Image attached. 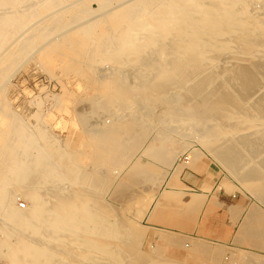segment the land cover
Returning <instances> with one entry per match:
<instances>
[{
  "label": "bare ground",
  "instance_id": "bare-ground-1",
  "mask_svg": "<svg viewBox=\"0 0 264 264\" xmlns=\"http://www.w3.org/2000/svg\"><path fill=\"white\" fill-rule=\"evenodd\" d=\"M24 1L26 0H0L2 8L6 7L2 9L4 12L0 15V50L5 41L9 39L11 41L16 34L10 28L20 27L17 24L23 19L20 18L21 10L18 4ZM56 1L40 0V6L45 4L52 6ZM104 1L102 3L104 2L105 6L111 2ZM254 1L264 2V0H140L132 3L131 7L127 3L130 9L129 7L118 9L109 14V17L105 16L108 17L106 21L98 22V19L97 23L95 20L93 23L92 18L87 20L88 23L90 20L92 22L89 25L86 21L85 25L83 23H79L80 26L75 25L76 29L84 28L85 36L74 44L72 39L67 40L62 48L66 54L69 51L79 53L81 59H87L85 57L89 56L86 63L89 72H94L93 67L96 63L109 59L113 62L115 60L119 66L135 61L140 64H137V72L141 70L139 66L147 69L148 76H143L138 85L135 83L136 87L132 88L122 86L119 77L117 75L111 77V74V78L101 85L108 101L106 103L108 107L104 109L109 110L112 106L129 109L135 100L144 97L149 99L150 96L168 92L174 86H183L187 98L183 107L187 114L184 117H175L172 113L175 110H169L171 113H166L165 119L162 118L160 123L194 129L193 137L197 142L220 159L233 176L242 182L241 185L259 200L264 201V76L255 79L258 63L264 60V10L258 15L250 14L247 7ZM31 6L34 8L35 4ZM88 7L82 11L83 15L92 14L93 11L90 12V6ZM76 16L77 14L74 17ZM63 18L47 21L46 29L53 31L64 28L67 22H64ZM41 28L45 31V27ZM95 33H98L99 38H93ZM140 35L144 40L139 37ZM168 39L175 51L168 48L166 52L167 50L172 52L170 51L171 54L167 52L168 56H164V49L162 52L156 48L162 47L163 42ZM24 48L22 50L18 48L19 52L25 51ZM153 49L158 51V55L162 52L167 60L160 57L161 60L158 62H154L153 59L150 60L152 62H147L139 56L147 50L151 53ZM229 53L234 56L231 55L235 60L232 62L234 64L229 67L230 69L224 67V71H217L220 61L230 58ZM259 57L261 59L255 63ZM10 58L12 59L11 56ZM84 61L82 60L83 63ZM243 62L245 65L242 67ZM187 70L189 71L186 72ZM189 99L193 100L192 103ZM9 110L3 109L0 112L7 113ZM3 119L0 121L2 236L0 258L5 264H93L102 262L97 254L114 253L113 248L102 241L111 234V231L100 228L94 216L82 209L80 200L72 197L74 195L70 192L71 187L77 183L79 172L77 158L63 159V164L51 169L53 161L50 152L37 143L36 137L30 134L23 124L13 125L10 121L7 126L5 123L8 120L6 117ZM112 130L113 132H110V129L109 132L101 131L105 135L97 131L98 140L108 137V144L104 146L107 153L126 156L125 141L132 139V134L127 136L132 130L127 135L117 128ZM33 149H38L35 156L31 153ZM149 153L151 152L147 150V155ZM260 158L262 161L257 162ZM68 175H73L74 179L72 181L67 179ZM61 180H69V186L63 187L57 196L53 197L46 191L47 183L55 185ZM21 195L29 198L30 206L26 210L15 204L16 196ZM200 204L202 206L201 201ZM83 245L89 246L87 248L89 250L84 251ZM71 246H75L77 251L78 248L84 247L83 252L72 258L71 251L75 249ZM196 247L197 251L205 256L223 255L221 249ZM94 249H97L95 253ZM68 250H71L69 257L65 256L69 254ZM109 258L111 259V256Z\"/></svg>",
  "mask_w": 264,
  "mask_h": 264
},
{
  "label": "rangeland",
  "instance_id": "rangeland-1",
  "mask_svg": "<svg viewBox=\"0 0 264 264\" xmlns=\"http://www.w3.org/2000/svg\"><path fill=\"white\" fill-rule=\"evenodd\" d=\"M102 1L57 0V4L52 6L49 4L40 6V0H26L18 4V8L20 7L21 10L20 18L23 20L17 24L20 27L10 28L16 34L13 39L11 38V41L10 39L5 41L0 50V101H2L0 109L2 107L10 109L7 113L2 112L1 114L0 112V121L6 117L8 122L4 121V123L7 126L10 121L13 125L23 124L28 132L36 137L37 143L50 152V158L54 164H51L53 167L51 169L58 168L63 164V159L77 158L79 171L77 183L71 187L70 192L74 195L72 197L80 200L82 209L92 217L94 216L93 218L100 228L111 231V234L102 241L113 248L115 253H96L101 257L102 262L93 264H115L116 260H118L116 264L117 262L118 264L119 262L122 264H264V254L262 253L206 241H192L172 231L152 229L145 224L144 218L150 208L156 202L161 205L165 202L164 199L171 198V193L165 189L167 181L176 166L181 163L184 155L192 150H200L208 156L230 180L237 184L241 193L253 199L262 210H264V201L259 200L244 185H241L242 182L233 176L220 159L211 154L210 150L199 141L197 142L193 137L194 129L160 123L162 118L165 119L166 113H171L169 110H175L172 111L175 117H184L187 114L183 107L187 99L183 86H174L168 92L150 96L149 99L144 97L135 100L130 108L128 107L129 109L120 106H112L109 110L108 108L104 109V107H108L106 104L108 101L105 99L107 96H104L105 93L101 86L104 82L117 75L122 86L126 85V87L131 86L130 88H132L136 87L135 83L138 85L143 76L147 77L148 75L147 69L143 66H139L140 72L136 71L137 64H140L135 61L119 66L115 60L113 62L110 59V61L96 63L93 67L94 72H89L86 66L89 56L85 57L87 59H81L79 57L81 55L77 52L65 53L62 47L68 42L67 40L72 39L74 44L85 36L84 28L81 30L80 27H77L78 29H76L75 25L80 26L81 23L86 22L89 25L92 23V18L93 23L94 20L97 23L98 19V22L106 21L109 14L118 9H128L132 3L140 0H111V2L109 0L110 5L105 3L107 6L103 4L106 1L103 3ZM262 2H252L247 7L248 12L252 15L261 14L264 10V2ZM127 3L130 5L128 6ZM33 4H35L34 8L31 6ZM88 6H90V12L93 11L92 14L83 15L82 11L84 8H89ZM3 8L0 5V15L4 12ZM72 13L74 14L72 15ZM76 14L78 19L77 16L74 17ZM58 18H63L64 22H67L63 26L64 28H57L58 30L53 31L49 29L52 32L46 29L47 21L51 22ZM89 19L91 20L88 23ZM84 25L82 26L84 27ZM41 27H45V31ZM97 35L98 33H95L93 38H99ZM141 39L144 40V37ZM163 43L162 47L156 48V50L164 49V56L171 54V50V52L167 50L169 53L166 52L168 48L175 51L170 45L171 41L169 44V39ZM169 45L170 47H168ZM21 47L25 51L20 53L19 49H23ZM3 51L4 53H2ZM157 52L153 49L151 53H148L147 50L140 53L139 56L146 59L147 62H152L150 61L152 59L154 62H158L161 60L160 57L167 60L162 54L163 51L159 53L160 56ZM231 55L229 53V59L220 61L217 71H224V67L230 69L229 67L234 64L232 62H235L234 56ZM260 59V57L256 58L255 63H258ZM82 60H86L85 63ZM243 63H241L242 67L245 65V62ZM258 64L256 80L257 77L264 76V60L259 61ZM149 79L152 78L149 77ZM189 100L192 103L193 100ZM7 106L10 108L8 109ZM116 128L119 131H124L126 135L132 130L127 135L132 134V139L125 141L126 156L109 155L104 147L108 144V137L98 140V132H109V129L110 132H113L112 129ZM118 130L117 132H119ZM133 130L135 131L133 132ZM103 134L105 135V133ZM147 150L151 152L148 155ZM31 153L33 156L37 155L38 149H33ZM261 161L262 158L257 159V162ZM67 179L72 181L74 177L68 175ZM69 180H61L56 183L57 185H50L48 182L46 191L55 197L63 187L69 186ZM176 198L177 201L175 200L174 205L170 201L169 209L173 206L179 208L181 205L179 198ZM15 204L20 209L26 210L30 206V201L27 196L21 195L16 196ZM83 246L85 248L77 247L79 252L75 246H71L75 250H68L69 254L65 256L70 255L71 251V256L74 258L81 254V251L83 252V248L84 251L89 250L87 249L89 246ZM196 246L221 249L223 255L220 257L205 256L197 251ZM94 250L95 253L97 249ZM123 259L124 261H122Z\"/></svg>",
  "mask_w": 264,
  "mask_h": 264
},
{
  "label": "crops",
  "instance_id": "crops-1",
  "mask_svg": "<svg viewBox=\"0 0 264 264\" xmlns=\"http://www.w3.org/2000/svg\"><path fill=\"white\" fill-rule=\"evenodd\" d=\"M165 189L172 196L150 208L144 218L147 227L264 254V210L200 150L184 155ZM176 197L181 205L169 209Z\"/></svg>",
  "mask_w": 264,
  "mask_h": 264
},
{
  "label": "built area",
  "instance_id": "built-area-1",
  "mask_svg": "<svg viewBox=\"0 0 264 264\" xmlns=\"http://www.w3.org/2000/svg\"><path fill=\"white\" fill-rule=\"evenodd\" d=\"M22 207H24V205L22 204ZM1 239H2V236H1V233H0V243H1ZM0 264H3V261L2 259L0 258Z\"/></svg>",
  "mask_w": 264,
  "mask_h": 264
}]
</instances>
